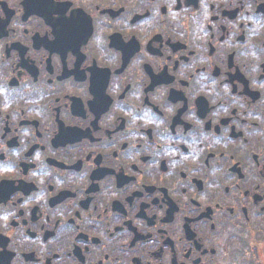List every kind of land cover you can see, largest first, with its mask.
Instances as JSON below:
<instances>
[{
	"label": "flooded vegetation",
	"instance_id": "af4514ba",
	"mask_svg": "<svg viewBox=\"0 0 264 264\" xmlns=\"http://www.w3.org/2000/svg\"><path fill=\"white\" fill-rule=\"evenodd\" d=\"M0 264H264V0H0Z\"/></svg>",
	"mask_w": 264,
	"mask_h": 264
}]
</instances>
